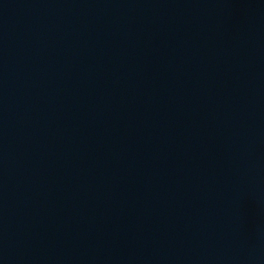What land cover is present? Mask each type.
I'll return each mask as SVG.
<instances>
[{
    "label": "water",
    "instance_id": "obj_1",
    "mask_svg": "<svg viewBox=\"0 0 264 264\" xmlns=\"http://www.w3.org/2000/svg\"><path fill=\"white\" fill-rule=\"evenodd\" d=\"M0 264H264V0H0Z\"/></svg>",
    "mask_w": 264,
    "mask_h": 264
}]
</instances>
